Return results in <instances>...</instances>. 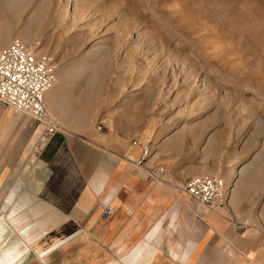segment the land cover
<instances>
[{"label": "rangeland", "instance_id": "374dc122", "mask_svg": "<svg viewBox=\"0 0 264 264\" xmlns=\"http://www.w3.org/2000/svg\"><path fill=\"white\" fill-rule=\"evenodd\" d=\"M14 39L53 67L58 94L47 105L65 130L102 125L128 141L129 153L150 142L152 166L165 167L182 193L192 177L226 180L238 162L228 205L189 201L221 212L242 194L243 180L253 217L264 219V0H0V50ZM30 125L25 114H0V218L18 200L6 202L2 173L28 175L37 157L34 144L22 164L25 143L12 151ZM238 226L252 229L262 249L263 226ZM51 230L31 246L33 264L100 260L83 254L77 263L73 249L84 245L55 246L70 231ZM39 243L50 247L38 251Z\"/></svg>", "mask_w": 264, "mask_h": 264}, {"label": "crops", "instance_id": "0c3cea01", "mask_svg": "<svg viewBox=\"0 0 264 264\" xmlns=\"http://www.w3.org/2000/svg\"><path fill=\"white\" fill-rule=\"evenodd\" d=\"M30 127L29 137L25 126L12 148L14 152L25 143L21 164L42 130L32 122ZM128 148L127 140L116 141L103 130H63L31 158L28 175L6 169V202L16 198L13 206L22 205L19 214L32 215L21 226L32 243L40 241L45 230L68 229L69 240L53 244L84 245L73 249L77 263L85 254L100 256L86 264H264V243L261 249L252 229L241 232L238 226L245 222L264 227V219H255L249 208L253 203L247 199L245 181L238 182L242 194L232 204L227 207L230 196L221 212L207 211L174 188L180 181L173 176L166 173V181L156 183L148 172L151 160L145 168L138 167L129 158L137 159L140 147L130 153ZM108 207L114 209L110 217L104 214ZM45 216L52 217L51 226H30Z\"/></svg>", "mask_w": 264, "mask_h": 264}, {"label": "built area", "instance_id": "2783aa9c", "mask_svg": "<svg viewBox=\"0 0 264 264\" xmlns=\"http://www.w3.org/2000/svg\"><path fill=\"white\" fill-rule=\"evenodd\" d=\"M55 81L56 75L51 64L39 59L20 39H14L0 50V112L12 110L15 114H25L32 124L42 126L34 146L37 155L42 153L55 135L65 130L47 107L46 96ZM101 129L102 125H99L98 130ZM151 147L148 141L141 144V153L135 162L138 167H146L152 157ZM148 172L155 182H162L167 169L157 165L149 167ZM183 190L209 208L225 205L231 194L225 179L206 175L192 177L185 183ZM113 213V207L104 211L106 217Z\"/></svg>", "mask_w": 264, "mask_h": 264}, {"label": "bare ground", "instance_id": "6f19581e", "mask_svg": "<svg viewBox=\"0 0 264 264\" xmlns=\"http://www.w3.org/2000/svg\"><path fill=\"white\" fill-rule=\"evenodd\" d=\"M51 91L47 94L46 100L50 95ZM57 92H58V88L52 91L50 96L55 97V95L58 94ZM10 112H12V110L5 111L4 113H10ZM237 165L238 162H234L228 174L226 175L225 181L228 184L229 189H230V185H232L235 181ZM21 207H22L21 204L13 206L9 210L8 216L6 215L7 217L5 216L0 218V264L35 263L34 260L36 256L35 253H33L34 251L31 249V246L35 245L36 243H32V239L26 236L28 232L22 230L21 228V226L24 223H26L29 219H31L32 215L28 213H23V215L19 214L21 211ZM4 208H6V206H4ZM17 214L18 216H15ZM7 218H10V221H8ZM33 238L35 237L33 236ZM37 247H38V251L41 250V252H43L44 249L46 248V247H42L40 244H38Z\"/></svg>", "mask_w": 264, "mask_h": 264}]
</instances>
